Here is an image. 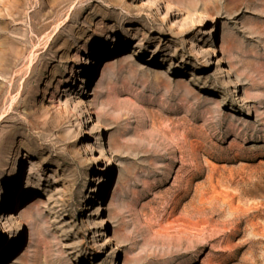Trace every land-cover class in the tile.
I'll list each match as a JSON object with an SVG mask.
<instances>
[{
    "label": "rangeland",
    "instance_id": "rangeland-1",
    "mask_svg": "<svg viewBox=\"0 0 264 264\" xmlns=\"http://www.w3.org/2000/svg\"><path fill=\"white\" fill-rule=\"evenodd\" d=\"M0 264H264V0H0Z\"/></svg>",
    "mask_w": 264,
    "mask_h": 264
},
{
    "label": "bare ground",
    "instance_id": "bare-ground-1",
    "mask_svg": "<svg viewBox=\"0 0 264 264\" xmlns=\"http://www.w3.org/2000/svg\"><path fill=\"white\" fill-rule=\"evenodd\" d=\"M6 32L2 29H0V38H3L5 36Z\"/></svg>",
    "mask_w": 264,
    "mask_h": 264
}]
</instances>
